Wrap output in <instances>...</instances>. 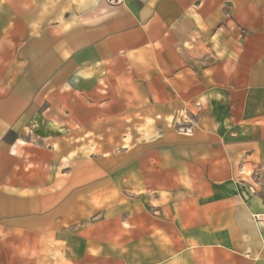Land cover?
<instances>
[{
	"label": "crops",
	"instance_id": "obj_1",
	"mask_svg": "<svg viewBox=\"0 0 264 264\" xmlns=\"http://www.w3.org/2000/svg\"><path fill=\"white\" fill-rule=\"evenodd\" d=\"M117 1L0 13V264H264V0Z\"/></svg>",
	"mask_w": 264,
	"mask_h": 264
},
{
	"label": "rangeland",
	"instance_id": "obj_2",
	"mask_svg": "<svg viewBox=\"0 0 264 264\" xmlns=\"http://www.w3.org/2000/svg\"><path fill=\"white\" fill-rule=\"evenodd\" d=\"M63 1L66 6L71 4L70 0H63ZM107 1L109 4H116L118 2L117 0H113V1L107 0ZM9 4H10V0H0V13L2 12L7 13V6ZM15 21L18 22V26L16 27V29H18V32L16 33V29H15L12 38H10V35L7 33L9 22L11 21L5 23L3 27H0V40H4V43H6L5 45L6 47L0 50V76L4 74H8L10 69L11 71L15 69L16 73H26L27 68L20 69L21 66H19L18 64H14L10 66L8 64L9 58L16 57L19 60L20 57L19 54L22 52L24 56V51H25L24 48H26L27 49L26 51L28 52L27 58L31 60V57H33V55H36L34 51L42 47H46L45 43L40 40L42 34H38L34 30H28V29L26 30V34H24V29H26V25L22 17L16 19ZM20 26L21 28H19ZM15 48L16 49L20 48L21 50L17 53L14 50ZM178 131L187 132V129L178 128Z\"/></svg>",
	"mask_w": 264,
	"mask_h": 264
},
{
	"label": "built area",
	"instance_id": "obj_3",
	"mask_svg": "<svg viewBox=\"0 0 264 264\" xmlns=\"http://www.w3.org/2000/svg\"><path fill=\"white\" fill-rule=\"evenodd\" d=\"M110 1H113V0H110Z\"/></svg>",
	"mask_w": 264,
	"mask_h": 264
}]
</instances>
